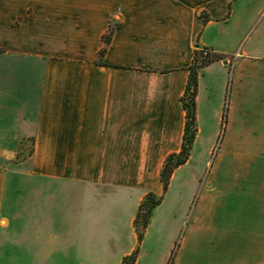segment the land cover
Masks as SVG:
<instances>
[{"label": "crops", "instance_id": "crops-1", "mask_svg": "<svg viewBox=\"0 0 264 264\" xmlns=\"http://www.w3.org/2000/svg\"><path fill=\"white\" fill-rule=\"evenodd\" d=\"M104 1L92 14L83 0H0V243L28 231L30 244L78 249L85 200L122 194L137 207L147 193L162 195V165L182 146L188 67L195 49L210 48L224 58L199 75L184 164L202 138L209 170L187 259L173 264H264V15L252 41L236 45L243 19L229 26L239 0ZM218 25L214 43L207 33ZM55 191L61 205H52ZM129 214L133 243L122 257L138 241Z\"/></svg>", "mask_w": 264, "mask_h": 264}, {"label": "rangeland", "instance_id": "rangeland-1", "mask_svg": "<svg viewBox=\"0 0 264 264\" xmlns=\"http://www.w3.org/2000/svg\"><path fill=\"white\" fill-rule=\"evenodd\" d=\"M83 2L81 6L85 13L98 14L100 9L106 7L104 0H83ZM231 9H233V20L230 23V29L238 19H243L240 28L242 32L236 40V45L240 44L241 40H244V43L249 36V42H251L258 31L256 26L259 14L264 15V0H239L233 3ZM112 24L114 25L113 22ZM219 28H221L220 25L209 29L207 37L210 41L219 42L221 39L218 34ZM202 94L205 95L204 87ZM223 96L224 106H226L227 94ZM204 103L203 99L199 103L201 117L199 126L203 128L210 122V116L205 117ZM205 121H207L206 124ZM219 130L222 137L224 128L220 126ZM202 143L203 139L200 138L195 146L191 163L177 171L176 176L170 181L163 201L149 214L148 225L143 230L141 239L138 238L134 244L135 256H129L124 261L123 258L127 255L122 257V253L127 251L133 243L129 211H133L135 217L139 204L135 207L132 196L112 194V196H101L98 204L95 203L94 206L85 200L84 211L82 210L80 218L81 225L78 229L83 236L78 249L68 248L61 251L60 245L56 242L49 245H33L29 242L28 231H22L20 237L8 235L4 244L0 243V264H119V261L121 264H134L135 261L137 264H160L167 256L169 257L167 264H173L174 261L180 262L181 256L182 261L187 259L194 206L199 196L198 191L203 188L209 170L207 169L209 165L204 164L209 156L207 150L201 148ZM49 198L47 197V200ZM50 199L52 205L62 204L59 191H55ZM21 204L25 203L20 201L16 206ZM11 205V197L6 190L3 208L10 209ZM59 210L63 212L64 208ZM142 223V217H140L139 228ZM134 231L138 236L136 228ZM13 232L14 230L10 231V234Z\"/></svg>", "mask_w": 264, "mask_h": 264}, {"label": "trees", "instance_id": "trees-1", "mask_svg": "<svg viewBox=\"0 0 264 264\" xmlns=\"http://www.w3.org/2000/svg\"><path fill=\"white\" fill-rule=\"evenodd\" d=\"M209 18L203 16V21H207ZM114 33V25H109L108 30L103 34L102 39L104 46L98 51L96 63L99 65H106L102 62L104 54L107 49V45L110 43L112 35ZM198 46V45H196ZM222 54H218L209 50L207 48L195 49L193 52L192 62L188 67L189 75L186 84L185 91L180 98L182 107L186 112V121L184 134L182 139V146L179 152L169 154L160 170V182L162 184L163 194L157 196L154 193H147L142 201L140 202L137 214L134 219V228L138 231V238L141 239L143 230L148 225V216L151 211L164 199V194L168 191L170 186L171 177L174 171L180 166L184 165L191 153L192 146L197 134L196 125V95L198 89V79L202 70L214 61L223 59ZM142 217V226L139 228V218ZM136 249L129 255L125 256L123 260L125 261L129 256H135Z\"/></svg>", "mask_w": 264, "mask_h": 264}]
</instances>
